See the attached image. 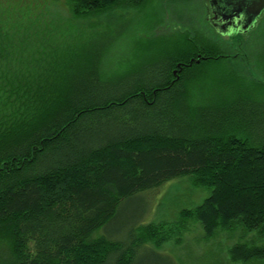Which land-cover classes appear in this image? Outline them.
I'll use <instances>...</instances> for the list:
<instances>
[{
    "label": "trees",
    "instance_id": "obj_1",
    "mask_svg": "<svg viewBox=\"0 0 264 264\" xmlns=\"http://www.w3.org/2000/svg\"><path fill=\"white\" fill-rule=\"evenodd\" d=\"M146 1L65 4L85 18ZM11 13L0 22L8 46L16 45L2 37L15 25ZM230 38L243 50L223 54L187 34L160 67L136 77H103L104 43L38 58L21 47L18 59L3 57L10 60H0V264H133L148 241H182L194 223L207 239L242 230L228 250L232 262L264 260L256 242L264 239V43L255 96L223 92L203 103L197 92L203 64L251 59L253 35ZM43 60L54 63L52 73ZM183 177L210 191L200 205L180 209L172 223L135 219L129 245L92 238L139 194Z\"/></svg>",
    "mask_w": 264,
    "mask_h": 264
},
{
    "label": "rangeland",
    "instance_id": "obj_2",
    "mask_svg": "<svg viewBox=\"0 0 264 264\" xmlns=\"http://www.w3.org/2000/svg\"><path fill=\"white\" fill-rule=\"evenodd\" d=\"M9 9L12 12L9 20L15 25L10 30L6 28L9 35L4 32L2 37H11L16 45L0 43L2 65H8L10 60L3 57L11 55L18 59L21 47H26L25 52L31 51L32 57L38 58L41 54L50 56L51 52L61 54L66 47L88 48L104 43V53L109 57L101 66L103 77L130 74L136 77L145 73L147 66L160 67L176 48H181L180 44L186 45L187 34L191 38L196 35L200 39H208L211 44H219L223 54H233L240 47L242 50L244 48L239 42L231 41L234 40L230 38L231 35L226 38L210 29L204 17V0H147L140 7L121 8L85 18H75L65 0H0V22L7 20ZM257 25L248 32L253 35L247 47L251 59H222L218 63L203 64L202 67L207 70L196 80L197 92L202 96L203 103L222 99L223 92L232 98L241 92L255 96L252 92L258 90L261 79L257 67L264 43V17ZM26 27L32 29L23 30ZM20 39L28 40L21 46ZM41 65L48 73L54 71V63L50 61L43 60ZM209 194L207 188L194 187L188 177L174 179L129 201L122 213L97 229L92 238L104 236L129 245L135 219H141L139 224L172 223L178 218L180 209L200 205ZM241 234L242 230L233 233L222 231L214 238L207 239L202 228L194 223L182 241L170 238L163 242L161 240L158 245L148 241L149 245L138 250L133 264H264V260L248 263L231 261L228 250L243 240ZM254 238L252 233L246 236L249 240ZM256 242L263 244L264 239Z\"/></svg>",
    "mask_w": 264,
    "mask_h": 264
},
{
    "label": "flooded vegetation",
    "instance_id": "obj_3",
    "mask_svg": "<svg viewBox=\"0 0 264 264\" xmlns=\"http://www.w3.org/2000/svg\"><path fill=\"white\" fill-rule=\"evenodd\" d=\"M262 6L264 0H204V17L210 29L220 36H228L223 32L230 31L231 28H233L232 34L244 35L253 31L258 26L259 20L264 17V7L258 13ZM251 19H254L253 23L247 31H244Z\"/></svg>",
    "mask_w": 264,
    "mask_h": 264
},
{
    "label": "water",
    "instance_id": "obj_4",
    "mask_svg": "<svg viewBox=\"0 0 264 264\" xmlns=\"http://www.w3.org/2000/svg\"><path fill=\"white\" fill-rule=\"evenodd\" d=\"M263 7H264V6H262L261 8H259L258 13H260V11L262 10ZM253 20H254V19H251V22L249 23V25L247 26V28L244 29V31H247V29L250 27V24L253 23ZM232 33H233V28H231L230 31H227V32L225 31V32H223V34H226V35H231ZM200 60H201L200 57H198V58L196 59V62L199 63ZM179 70H180V69H179ZM176 72H177V71H174V74H176Z\"/></svg>",
    "mask_w": 264,
    "mask_h": 264
}]
</instances>
